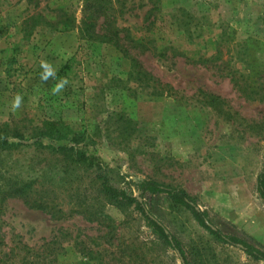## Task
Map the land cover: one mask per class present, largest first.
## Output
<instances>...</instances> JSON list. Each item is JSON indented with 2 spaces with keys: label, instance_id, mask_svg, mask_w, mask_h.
Instances as JSON below:
<instances>
[{
  "label": "rangeland",
  "instance_id": "rangeland-1",
  "mask_svg": "<svg viewBox=\"0 0 264 264\" xmlns=\"http://www.w3.org/2000/svg\"><path fill=\"white\" fill-rule=\"evenodd\" d=\"M88 1L0 0V124L30 129L61 121L72 134L58 144L73 145L77 134L116 187L136 197L146 179L184 189L215 228L264 249L257 188L264 166V0H98L128 55L81 39L92 16L84 13ZM105 21L97 20V33ZM42 60L56 70L46 83ZM135 60L152 81L133 76ZM69 62L68 84L53 95ZM17 93L23 101L14 112ZM42 160L29 148L7 159L24 177ZM71 178L64 186L63 174L53 176L66 212L95 195L87 174ZM144 201L182 242L190 264H264L216 240L167 196ZM105 211L119 225L114 246L81 216L57 221L18 200L8 203L5 230L8 240L33 248L57 239L63 248L55 264H184L134 207ZM85 247L104 261L83 254Z\"/></svg>",
  "mask_w": 264,
  "mask_h": 264
},
{
  "label": "trees",
  "instance_id": "trees-1",
  "mask_svg": "<svg viewBox=\"0 0 264 264\" xmlns=\"http://www.w3.org/2000/svg\"><path fill=\"white\" fill-rule=\"evenodd\" d=\"M86 3L84 13L87 14L90 11L92 16L84 21L81 39L111 43L128 55L129 50L123 44V39L113 31L111 23L106 18L108 9L103 2L94 0ZM101 17L106 20L102 34L96 32L97 20ZM133 69V76L136 74L137 80L150 82L154 79L152 74L146 71L137 60L133 64ZM71 72V62H69L59 70L57 80L70 76ZM69 134L72 133L64 123L56 120H43L39 125H34L30 129L22 128L17 124H0V264H55L60 254L58 249L63 248L59 246L57 239L46 242L39 248L29 247L20 239H15L14 236L8 240L4 217L8 203L14 200L21 201L30 210L43 212L57 221L81 216L87 222L99 226L101 231H105L100 239H104L110 246H114V241L119 237V225L106 213L105 207L108 205L127 209L134 207L146 220L153 233L174 250L182 258L184 264H190L182 242L145 205L144 199L148 194L167 196L173 204L189 211L197 223L216 240L240 248L254 260L264 262V249L215 228L209 213L200 210L197 200L186 190L152 179L143 180L138 184L137 197L116 187L99 159L80 148L81 140L77 134L71 138L70 143L73 145L58 144V142L69 140ZM27 148L34 150L44 160L40 162V167L34 175L24 177L22 173L16 172L15 163L8 162L7 159L19 156ZM56 174H63L66 177V181L63 182L64 186H68L70 181L74 183L71 178L73 175L85 176L87 174L93 184L95 195L76 204L70 212H66L57 202L56 185L53 179ZM83 178L80 176L79 180ZM257 188L264 200V166L258 177ZM97 245L102 246V244ZM82 253L92 260H99L100 263L105 259L102 254L95 255L97 252L88 247H85Z\"/></svg>",
  "mask_w": 264,
  "mask_h": 264
},
{
  "label": "clouds",
  "instance_id": "clouds-1",
  "mask_svg": "<svg viewBox=\"0 0 264 264\" xmlns=\"http://www.w3.org/2000/svg\"><path fill=\"white\" fill-rule=\"evenodd\" d=\"M40 67L43 69L40 75V79L43 82L46 83L50 78H54L56 76V70L52 67V65L49 62L42 60L40 62ZM67 84H68L67 77H61L58 80V82L52 87V94L56 95L62 93V91L64 90ZM22 101H23L22 95L17 93L12 101V105H11L12 111L15 112L16 110H18L22 105Z\"/></svg>",
  "mask_w": 264,
  "mask_h": 264
},
{
  "label": "water",
  "instance_id": "water-1",
  "mask_svg": "<svg viewBox=\"0 0 264 264\" xmlns=\"http://www.w3.org/2000/svg\"><path fill=\"white\" fill-rule=\"evenodd\" d=\"M179 256V255H178ZM180 259L182 260V258L180 257ZM182 262H183V260H182Z\"/></svg>",
  "mask_w": 264,
  "mask_h": 264
}]
</instances>
